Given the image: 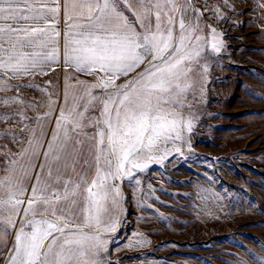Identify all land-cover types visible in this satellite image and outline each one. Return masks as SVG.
<instances>
[{
	"label": "snow or ice",
	"instance_id": "6c2138e0",
	"mask_svg": "<svg viewBox=\"0 0 264 264\" xmlns=\"http://www.w3.org/2000/svg\"><path fill=\"white\" fill-rule=\"evenodd\" d=\"M245 27L264 35V0H0L2 264H124L113 254L150 247L127 206L171 195L148 177L191 162L212 70ZM196 175L181 197L195 217L228 214L234 194ZM256 244L224 264H264Z\"/></svg>",
	"mask_w": 264,
	"mask_h": 264
},
{
	"label": "rangeland",
	"instance_id": "374dc122",
	"mask_svg": "<svg viewBox=\"0 0 264 264\" xmlns=\"http://www.w3.org/2000/svg\"><path fill=\"white\" fill-rule=\"evenodd\" d=\"M257 32L255 27L231 32L236 39L230 41L231 48L220 66L212 70L213 91L200 113L191 162L178 160L166 176L159 169L149 175L154 187L171 195L157 191L163 203L153 202V208L144 212L135 206V200L127 206L133 214L128 227L141 223L137 216L145 218L147 226L139 230L152 233L148 236L151 246L140 252L119 251L112 259L124 264H224L232 260L225 253L244 254L238 243L253 250L258 248L257 240L264 244V115H259L264 113V101L253 98L264 97V35ZM57 76L62 81L63 71L50 74V78ZM206 170L216 181L215 189H227L234 199L228 214L201 221L192 211L195 202L181 197L193 195L186 182L195 181L196 173ZM199 179L206 184L202 175ZM124 192L132 196L133 189L125 187ZM157 211L169 220L158 219ZM129 256L148 259H126Z\"/></svg>",
	"mask_w": 264,
	"mask_h": 264
},
{
	"label": "crops",
	"instance_id": "0c3cea01",
	"mask_svg": "<svg viewBox=\"0 0 264 264\" xmlns=\"http://www.w3.org/2000/svg\"><path fill=\"white\" fill-rule=\"evenodd\" d=\"M56 71H62L61 69H57ZM53 73H55V72H52V73H50V74H53ZM81 78H83V77H81Z\"/></svg>",
	"mask_w": 264,
	"mask_h": 264
}]
</instances>
